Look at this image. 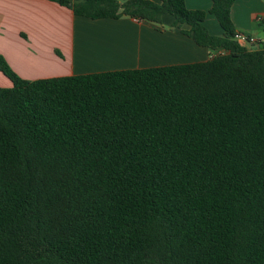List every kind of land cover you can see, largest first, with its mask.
<instances>
[{"label": "trees", "instance_id": "trees-1", "mask_svg": "<svg viewBox=\"0 0 264 264\" xmlns=\"http://www.w3.org/2000/svg\"><path fill=\"white\" fill-rule=\"evenodd\" d=\"M172 27L205 62L25 80L0 55V264H264V47L233 0H50Z\"/></svg>", "mask_w": 264, "mask_h": 264}, {"label": "crops", "instance_id": "crops-1", "mask_svg": "<svg viewBox=\"0 0 264 264\" xmlns=\"http://www.w3.org/2000/svg\"><path fill=\"white\" fill-rule=\"evenodd\" d=\"M211 5V0H185L188 10L207 12L203 25L219 37ZM230 19L235 32L263 46L264 0H233ZM173 21L170 15L161 25L129 17L91 20L50 0H0V55L20 78L33 81L205 62L216 54L185 35L187 25L172 27ZM11 86L0 73V87Z\"/></svg>", "mask_w": 264, "mask_h": 264}, {"label": "built area", "instance_id": "built-area-1", "mask_svg": "<svg viewBox=\"0 0 264 264\" xmlns=\"http://www.w3.org/2000/svg\"><path fill=\"white\" fill-rule=\"evenodd\" d=\"M233 39L239 45L244 46V47H252L253 48L256 46L258 48V45H260V43H258L259 41H257L255 38L248 36V35H245L243 33H239V32H236L234 34ZM263 47H264V43H263ZM253 49H256V48H253Z\"/></svg>", "mask_w": 264, "mask_h": 264}, {"label": "rangeland", "instance_id": "rangeland-1", "mask_svg": "<svg viewBox=\"0 0 264 264\" xmlns=\"http://www.w3.org/2000/svg\"><path fill=\"white\" fill-rule=\"evenodd\" d=\"M2 75V74H1ZM2 88V87H1Z\"/></svg>", "mask_w": 264, "mask_h": 264}]
</instances>
